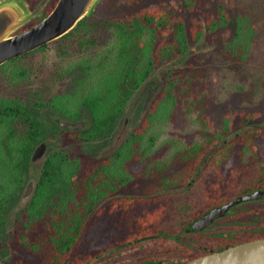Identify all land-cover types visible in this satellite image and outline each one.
<instances>
[{"label": "trees", "instance_id": "trees-1", "mask_svg": "<svg viewBox=\"0 0 264 264\" xmlns=\"http://www.w3.org/2000/svg\"><path fill=\"white\" fill-rule=\"evenodd\" d=\"M26 1L34 8L39 0ZM205 1L101 0L97 7L104 4L109 11H97L61 37L0 65V218L7 216L22 193L37 145H47L49 135L58 137L56 145L45 151L30 204L21 214L38 219L36 264H88L110 250L111 244L84 253L77 247L92 216L112 214L115 207L129 223L125 232L129 235L119 243L177 234L207 210L196 202L208 201L209 195L192 191L197 184L192 173L173 170L220 167L233 146L221 139L259 135L254 124L238 131L249 118L234 124L225 117L216 126L206 112L207 72L186 64L164 68L140 124L122 135L113 151L96 154L115 136L128 102L154 67L186 55L204 33L215 38L224 57L247 58L254 29L249 18L235 14L231 24L226 7L219 3L214 13L205 16L203 29L199 18L189 14L195 2ZM56 2L49 0L23 28L42 19ZM49 43L56 44L57 56L51 77L55 81L68 78V87L45 99L31 92L25 96L36 74L31 56ZM51 115L75 121L71 123L85 117L88 122L62 128ZM180 119L182 128L171 126ZM240 144L246 153L252 142ZM212 146L219 148L210 152ZM135 164H142L150 179L145 203L158 199L152 209L145 208V218L137 203L141 196L126 189L129 184L136 186L133 181L141 176L137 172L141 166ZM248 172L240 184L242 191L264 177V160H255ZM234 193L231 190L230 196ZM173 194L180 195L179 200L169 199Z\"/></svg>", "mask_w": 264, "mask_h": 264}, {"label": "rangeland", "instance_id": "rangeland-1", "mask_svg": "<svg viewBox=\"0 0 264 264\" xmlns=\"http://www.w3.org/2000/svg\"><path fill=\"white\" fill-rule=\"evenodd\" d=\"M140 1L143 2L145 0ZM219 3L226 7L231 24L234 21L235 14L244 15L249 18L254 29L247 58L244 61H232L224 57L219 51L215 38L207 37L204 33L197 42L190 45L191 49L186 55L171 59L162 64H157L154 67L150 77L137 89L128 102L125 110V120L119 125L115 134L117 138L115 136L112 137L109 142H106L98 148L96 151L97 156L113 151L119 144L120 137L140 124L152 98L157 93L161 84V71L166 67L184 66L187 64L203 67L207 72L208 91L205 100L207 104L206 112L216 126L225 117L232 119L234 124H238L244 118H249L245 126L240 127L238 131H242L252 124L259 129V135L252 139V144L248 147L246 153H244L247 155L243 158L241 157L240 151L238 155L235 154L237 151H233L234 154L228 162H225L223 167L228 169L235 165L239 166L249 163L253 159V156H250V159L248 155L252 153L258 157H264V0H208L202 4H196L195 2L196 8L189 15H196L204 29L205 16L210 12L214 13L215 11L213 9ZM97 5L91 15H95L97 11L100 13L109 11L108 7L104 4H100L98 7ZM55 51L56 44L49 43L44 50L38 51L31 56L36 74L33 76L31 83L28 84L29 86L23 95L27 96L29 92L37 93L45 99L51 94L63 92L67 89L68 78L63 77L55 81L51 77V72L56 66L57 56ZM51 117L75 122L64 116L51 115ZM80 120L88 122V119L85 117ZM183 124L184 120L180 119L175 122L173 121L171 126L182 128ZM118 131H120L119 134ZM226 138L233 137L231 135ZM57 140L58 137L56 134L49 135L46 138V142H48L46 145V153L48 147H51V145L54 147L53 145H56ZM246 140L248 138H242V140L240 138L238 141L242 142ZM46 153L38 161L32 162L30 165L29 178L34 182H36L39 176L40 167ZM136 166H141L138 168L140 170L143 169L142 164H137ZM140 178L141 176L134 182L136 183L134 188H127L128 193L141 195L142 182ZM148 181L149 179H145V185ZM157 197L161 196L159 195ZM157 203L158 199L151 203H145V208L152 209ZM138 205L143 212L142 204L138 203ZM119 215L121 216L123 214L119 212L118 217ZM121 226L120 222L115 221L114 214L102 212L92 216L77 247V251L84 253L88 250L110 244L117 234L127 231L124 226H122L123 228ZM110 261V251H106L103 253L102 260H93L89 264H111Z\"/></svg>", "mask_w": 264, "mask_h": 264}, {"label": "flooded vegetation", "instance_id": "flooded-vegetation-1", "mask_svg": "<svg viewBox=\"0 0 264 264\" xmlns=\"http://www.w3.org/2000/svg\"><path fill=\"white\" fill-rule=\"evenodd\" d=\"M252 139L248 140L252 141ZM238 140L240 138H223L220 140L223 143L233 142V146L228 147L231 150L230 155L221 163L220 167L198 168L193 171L173 170V172L184 173L185 175L192 173V177L197 178V184L192 191L208 192V201L196 202L201 205L203 210L207 209L205 212L194 218L186 228L172 236L148 239H145L144 236V238L129 240L123 244L119 243V240L121 241L129 234H117L110 243L111 249L108 250V252L110 251L111 264H182L196 257L221 251L232 245L264 238V197L240 201L232 205L224 215L213 219L210 224L202 229H193L191 226L194 221L204 216L212 208L255 190H264V177L258 178L253 187H245V191H242V185H240L246 180V174L247 177L249 176V167L254 164L255 160H264V157H258L252 153L248 155L249 158L253 156L249 163L235 165L228 169L223 167L225 162H228L234 154L233 151H237L235 154L238 155V152L243 150ZM209 148L208 150L211 152L219 146ZM245 155L247 154L241 152V157L244 158ZM137 172L141 173L140 181L142 182L141 201L137 203L142 204L145 218V179L149 178L145 177V169ZM30 180L32 179L27 180L22 193L12 204L7 216L0 218V264H36L37 262L38 255L35 246L37 245L38 219L37 217L21 215L24 211L23 207L30 204L29 198L34 191L33 189L24 203L21 201L25 186ZM190 180L193 181L194 178ZM134 187V184L127 186V188ZM177 188L180 189L181 186ZM231 190H234L235 193L230 196ZM171 196L169 199L179 200L180 198V195L174 196L173 194ZM112 214L115 215V221L120 222V225L128 231L129 223L126 215L122 213V217L120 215L118 217L119 211L116 207ZM122 226L121 228H123ZM101 257L103 258V254L93 260H102Z\"/></svg>", "mask_w": 264, "mask_h": 264}, {"label": "water", "instance_id": "water-1", "mask_svg": "<svg viewBox=\"0 0 264 264\" xmlns=\"http://www.w3.org/2000/svg\"><path fill=\"white\" fill-rule=\"evenodd\" d=\"M48 1L39 0L34 8H30L26 0H0V65L10 58L34 50L69 32L81 19L90 16L101 0H57L47 15L23 28L42 13ZM57 121L62 128L80 127L83 124L82 121L76 123L59 119ZM45 151L44 143L37 145L31 161H38ZM34 186L33 180L25 186L21 198L23 203L29 198ZM258 197H264V190H255L212 208L191 226L193 229H202L213 219L224 215L232 205ZM182 264H264V238L232 245Z\"/></svg>", "mask_w": 264, "mask_h": 264}]
</instances>
